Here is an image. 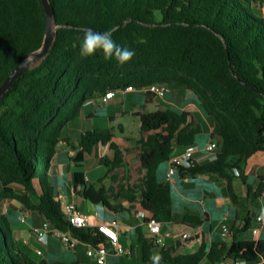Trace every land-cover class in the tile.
Returning <instances> with one entry per match:
<instances>
[{"label": "trees", "instance_id": "obj_1", "mask_svg": "<svg viewBox=\"0 0 264 264\" xmlns=\"http://www.w3.org/2000/svg\"><path fill=\"white\" fill-rule=\"evenodd\" d=\"M49 2L56 33L47 55L27 67L0 99V264H65L33 259L2 212L5 200L17 201L29 213H36L83 244L104 241L97 228H75L65 219L50 182L57 146L63 142L75 151L69 156L75 168L73 195L110 213L130 212L137 204L149 215L135 227L142 261L148 263L152 250L158 247L142 232L149 220L161 225L178 221L199 226L204 222L197 215H175L170 183L157 177L159 165L168 162L176 149L193 146L201 129L187 128L185 114L172 109L136 114L142 176L127 187L129 209L110 203L111 199L117 202L123 186L116 193L103 185L95 188L80 170L86 156L99 146L111 152L110 158L99 160L111 172L129 164L114 135L86 131L73 143L61 132L79 118L85 104L97 102L108 91L142 90L155 83L188 90L212 121L211 137L220 144L215 159L179 168L177 174L180 179L199 175L220 178L235 201L234 179L245 182L242 173L247 160L264 152V0ZM45 25L41 0H0V86L24 58L40 48ZM87 28L111 30L116 44L134 50V57L123 66L115 59L106 60L101 51L81 57L79 44ZM13 185L20 186L23 193H16ZM262 192L264 174L258 177L256 190L259 195ZM236 234L232 233L229 243L202 240L194 253L171 255L160 248L158 255L162 264H219L226 260L264 264V239L239 240Z\"/></svg>", "mask_w": 264, "mask_h": 264}, {"label": "rangeland", "instance_id": "obj_2", "mask_svg": "<svg viewBox=\"0 0 264 264\" xmlns=\"http://www.w3.org/2000/svg\"><path fill=\"white\" fill-rule=\"evenodd\" d=\"M177 88L170 86V93H174ZM168 94V93H167ZM167 94L162 97H155L153 95L147 94L145 90H134L130 93H123L120 91L115 92L113 99L109 100L107 103L102 102H89L85 104L81 110L79 118L71 121L68 126H66L61 135L71 142L76 143L79 139L81 133L86 131H98L103 133H112L114 135L113 140L118 144L121 150L125 153L126 161H130L132 157L136 160L134 163L129 162L125 167L113 170L112 172L105 166L99 164L101 157H111V152L102 146L97 147L94 152L86 156L88 162H93L92 164L84 165L80 170L84 172L86 181L95 188H99L102 185L106 189H113L112 191L116 193L119 186H123L125 189L121 192L120 197L117 202L113 199L110 200L111 205L115 206L117 203L126 205L128 195L127 187L138 183L141 177V170L138 163V151L139 145L137 141L141 137L139 130V118L136 115L138 112H155L157 110H163L166 105L163 103ZM169 95V94H168ZM183 105V103H181ZM209 136L205 133H200L195 138V146L200 151V156H197V161H206L209 155L204 148L208 143ZM72 147L67 143H61L57 146V157L61 159L67 158L66 163L70 164L69 156L73 155ZM128 155H133L128 158ZM128 159V160H127ZM59 164V163H57ZM74 167V166H73ZM169 167V162L162 163L158 167L157 177L158 179H163ZM60 172V166H56L55 163L50 169V182L54 186L57 198L61 201L62 210L64 212V206L67 203H73L76 205L77 209L83 214H92L97 208L88 201L83 200L78 195H73L72 190V173L69 172L66 175H56ZM117 176V180H113V177ZM175 181L177 184V190L173 192V198L178 201H188L195 204V200L200 201L195 204L199 208H202V202L210 212L209 221L204 222V229L207 231L210 227L214 231L221 229V222L223 221V211L214 210L213 203L211 200H203L200 192H195L194 186L197 181L193 179L188 180V185L183 184L181 180L175 175ZM236 188L240 194L241 190L244 194L247 191V185L252 188L256 186V179L250 177L247 179L245 185L240 179L235 180ZM200 185V184H197ZM38 188L37 184H35ZM13 189L16 193L21 194L23 190L20 186L13 185ZM197 190V188H196ZM250 210L249 215L250 222L255 227L254 229H247L245 234L241 235V238H249L253 230H260L261 225L254 221L257 214H261V207L264 202H261L259 198H255L253 194L250 197ZM175 200V202H176ZM125 203V204H124ZM194 204H191L194 206ZM102 207V206H99ZM2 212L7 215L11 224L14 227L15 232H22V235L18 237L20 245L32 255L33 259L36 261L44 260L48 263L62 262L65 264H95V262L86 255L87 248L82 244L75 245V251L73 249L69 250L64 247L58 239L49 238L47 243L43 245L37 240L36 229H38L44 221L42 218L34 212H28L25 210L17 201L15 200H5L1 204ZM107 211L106 209H104ZM109 212V211H107ZM121 223L132 224V220L129 216L128 211H115L111 212ZM199 217L204 220L205 216L202 211H198ZM25 217V221L21 222L20 217ZM253 219V220H252ZM183 230L190 231V229L183 224H178L172 231H168L167 224L163 225V234H167L171 239H180ZM14 232V234H15ZM119 242L123 249L129 250L131 245L134 246L132 254L118 256L114 255L111 249L107 250V256L105 258L104 264H142V254L141 249L136 244V233L135 229L125 232L124 235L119 233ZM40 250L42 255H37L36 251Z\"/></svg>", "mask_w": 264, "mask_h": 264}, {"label": "crops", "instance_id": "obj_3", "mask_svg": "<svg viewBox=\"0 0 264 264\" xmlns=\"http://www.w3.org/2000/svg\"><path fill=\"white\" fill-rule=\"evenodd\" d=\"M256 1H262V0H256ZM261 13L262 15H264V4H262L261 7ZM170 88V87H169ZM177 88V87H175ZM170 89L169 92L167 94V97L165 98V100L163 101V103L166 105V107L163 109H172L174 111H177L179 113H184L187 119V128H196L199 127L201 129L202 133H205L209 136V141H215L217 142L216 138H212L211 137V132H212V128H213V124L212 121L206 117L203 112L200 110V108L198 107V103L196 101L195 96L188 90L182 89V88H177L174 93H170ZM181 103H183V105H181ZM121 149V148H120ZM123 151V150H122ZM179 149H176L175 152H179ZM124 153V151H123ZM130 156L133 155H128L127 157L130 158ZM124 157H125V153H124ZM69 160V159H68ZM126 160V159H125ZM128 160V159H127ZM131 163H134L136 160L134 159V157H132L131 159H129ZM67 158L65 159H61L60 157L58 158L56 155L55 158V165L56 166H60V172L59 174H55L56 175H66L69 172L73 173L75 171V168L73 167L72 163H66ZM198 162V161H197ZM203 162V161H202ZM59 163V164H57ZM93 162H88L87 159L85 158L84 160V165L87 164H92ZM84 173V172H83ZM167 174V172H166ZM166 174L164 176L163 179H159L160 181H169L170 186H171V195H172V203H173V211L175 213V215H181V214H192V215H197L198 211H200L202 209L203 213H204V222L205 221H209L210 219V212L208 210H206L203 202H202V208H199L198 206H196L195 204H197V202H199V199H196L194 202L195 204L191 202V200H188L186 202L184 201H178L176 199L173 198V188L175 190H177V184L175 181V175L173 177H171L169 180H167ZM243 176L245 177V182L244 184H246L247 179L250 177H254L256 179V186L255 187H251L249 185H247V191L244 194V192L241 190L242 194H240L236 188V183L235 180L239 179V178H235L233 183H232V188H233V192L236 195V199L235 201H233L227 194L226 192V188H225V183L223 182L222 179L214 177V176H209V175H199L196 176L195 178H191L195 181H197L196 185L194 186L195 192H200L201 197L203 200L208 199L211 200L213 203V207L214 210H222L223 211V221L221 222V224H225L228 226L229 228V235L226 238H222L221 237V229H219L217 232L212 230L210 227L208 228V230L206 231L204 229V222L199 225V226H193L190 223H186L183 225H186L190 231H186L183 230V232L181 233V237L180 239H171L170 236H168L166 233L163 234V225L160 224V237L163 239V245L162 246H158L156 248H154L152 250V256H156L158 255V251L160 248H164L169 250L171 255H177V254H190V253H194L202 240L206 241L207 243H210L213 240H217V239H223L225 240L227 243H229L232 240V233L236 232L237 234V239L239 240H253L256 241L258 239H264V221H257V217L259 216H264V205H262L261 207V214H257V216L255 217L254 221L257 223H260L261 225V229L258 230V234H253L251 232V236L249 238H241L242 234H245V231L247 229H254L255 227L253 226V224L250 222V218L249 215L251 213L250 210V197L253 194V196L256 198H259L261 202H264V192H262L260 195L256 193L257 190V186H258V177L261 174H264V152L259 151L256 152L255 154H253L248 160L247 163L245 165L244 171H243ZM178 179L181 180V182L183 184L188 185V180L190 178H183L180 179L178 174H176ZM142 176V173H141ZM241 180V179H240ZM200 184V185H197ZM197 188V190H196ZM131 194L128 195V199H127V204L123 205L121 204V206L124 209H129L131 207V204L128 202L129 198H130ZM176 200V202H175ZM125 204V203H124ZM191 204H194L191 205ZM97 208L95 209V212L92 214H88V216L90 217V221L93 224V226L97 225L98 223L102 222V221H111V220H116L117 223L119 224L120 228H119V233L120 235H124L125 232L131 230L132 228L135 229L136 226L142 225L143 223V218H138L137 214L141 213L143 214V217H148L149 215L144 213L143 211H141L138 207V205H134L132 209H129L130 212L129 216L132 220V224L129 223H121L112 213L107 212L104 210L103 207H99L96 206ZM87 215V214H86ZM247 220L248 223L247 224ZM253 220V219H252ZM178 224H182L178 221H173L170 224H167V229L168 231H172L176 225ZM248 225V228H246V226ZM15 232V231H14ZM142 232L144 233V235L146 237L149 238V234H148V228L147 226H144L142 228ZM17 235L21 236L22 232L18 233L15 232V237L18 240ZM183 235H187L188 238L183 239ZM140 248V247H139ZM134 250V246L131 245L129 250H125L127 252L126 255H130L132 254V251ZM73 251H75V249H73ZM142 264H152L151 260L148 263H142ZM160 264L161 261H160ZM201 264H208V262L203 261L201 262ZM219 264H234L231 260H226L224 262H221ZM255 264H260V263H255Z\"/></svg>", "mask_w": 264, "mask_h": 264}, {"label": "built area", "instance_id": "obj_4", "mask_svg": "<svg viewBox=\"0 0 264 264\" xmlns=\"http://www.w3.org/2000/svg\"><path fill=\"white\" fill-rule=\"evenodd\" d=\"M169 86L166 84L155 83L152 84L142 90H145L148 94L153 95L155 97L162 98L169 92ZM135 89L132 87H126L124 90L120 91L123 93L133 92ZM116 91H108L101 98H99V102L107 103L109 100L113 99ZM218 146L217 142L209 141L204 151H206L209 155L208 160L211 161L215 159L216 152ZM200 156V151L198 148L193 145L185 148L180 152H175L169 162V167L167 170V180L177 174L179 168H187L193 164V161L197 162V156ZM192 161V163H191ZM233 174L238 176L239 173L237 170H233ZM64 215L65 219L68 223L75 228H86V227H94L97 228L98 233L103 237L104 241L97 243L96 245H87L81 243L79 240L71 237L68 233L62 232L61 230L52 227L49 223L44 222L38 229H36V237L39 242L43 245L47 243L49 238L58 239L61 244L67 249L71 250L75 248L76 244L84 245L86 250V255L91 258L95 264H104L105 258L107 256V250L111 249L114 255H124L127 253L125 249H123L122 245L119 242V224L116 220H111L109 222L102 221L97 225L93 226L90 221V217L86 214L81 213L75 204L67 203L64 206ZM138 218H143V214L138 213ZM19 220L21 222L25 221V217H20ZM257 221H264V216L257 217ZM149 239L155 246H162L163 239L160 237V224L154 220H149L147 224ZM253 234H258L257 230L252 231ZM229 235V228L225 224H221V237L224 239ZM188 238L187 235H183V239ZM37 255H42L40 250L36 251ZM234 264H245L241 262H236Z\"/></svg>", "mask_w": 264, "mask_h": 264}, {"label": "clouds", "instance_id": "obj_5", "mask_svg": "<svg viewBox=\"0 0 264 264\" xmlns=\"http://www.w3.org/2000/svg\"><path fill=\"white\" fill-rule=\"evenodd\" d=\"M73 47H76V44H73ZM79 49L81 57H90L101 51L106 60L115 59L120 66L129 62L135 55L134 50L116 44L111 30L97 32L91 28L85 29ZM150 259L152 264H160L162 257L156 255Z\"/></svg>", "mask_w": 264, "mask_h": 264}, {"label": "water", "instance_id": "obj_6", "mask_svg": "<svg viewBox=\"0 0 264 264\" xmlns=\"http://www.w3.org/2000/svg\"><path fill=\"white\" fill-rule=\"evenodd\" d=\"M41 3L46 17V25L42 44L39 49L33 51L26 58H24L5 79V81L0 86V99L10 90V88L19 79V77L22 75V73L27 67L37 61H41L47 55L55 38L56 27L53 26V11L51 4L49 0H41ZM219 144L220 143L217 142V146H219ZM194 163L195 161H193V164Z\"/></svg>", "mask_w": 264, "mask_h": 264}]
</instances>
